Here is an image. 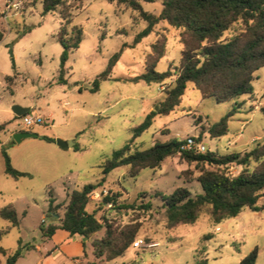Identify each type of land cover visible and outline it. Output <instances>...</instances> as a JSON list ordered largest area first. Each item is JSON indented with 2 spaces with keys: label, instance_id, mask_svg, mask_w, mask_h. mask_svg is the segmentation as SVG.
Here are the masks:
<instances>
[{
  "label": "rangeland",
  "instance_id": "374dc122",
  "mask_svg": "<svg viewBox=\"0 0 264 264\" xmlns=\"http://www.w3.org/2000/svg\"><path fill=\"white\" fill-rule=\"evenodd\" d=\"M6 1L17 3V9L7 12ZM67 5L69 9L75 6L74 0H68ZM141 7L154 16L161 11L158 1L142 3ZM72 13L73 22L69 25L58 12L42 15L41 0H0V125H4L0 134V209L12 205L20 220L19 228L0 240V247L9 255L17 250L19 241L40 243L41 229L58 222L59 218L49 214L51 197L54 205L62 206L57 210L61 217L69 195L97 183L102 177L100 167L127 144L132 151H145L155 143L195 137L203 141L209 152L223 156L243 154L264 141V117L259 112L264 107V67L254 73V95L238 100L244 104L228 120L225 136L213 139L208 129L231 111L234 102L203 100L189 83L180 105L167 116L157 115L151 127L132 141L133 130L151 111L158 110L165 89L175 79L162 84L122 79L145 73L146 57L157 42H166V56L155 71L161 74L178 67L182 51L179 33L166 22L156 25L138 45L123 51L110 79L100 82L99 90L93 93L92 83L106 69L110 57L122 45H131L147 23L140 20L137 12L114 0H83L82 9ZM72 26L82 28L83 39L79 48L69 53L63 76L66 83L59 84L62 49L56 36L60 28L70 31ZM25 30L28 31L24 33ZM230 35L228 32L225 37ZM13 76V83L5 80ZM31 105L50 118L29 132L71 141L81 151L60 149L37 138L15 143L12 135L21 131L22 119L13 115L12 108ZM1 148L6 149L14 169L31 177L15 180L5 175ZM253 167L252 163L250 169ZM241 171L242 167L236 165L226 169L231 176ZM199 175L195 164L186 163L179 155L165 159L159 168L142 170L134 179L126 167L109 173L103 186L92 194L88 211L94 210L98 219L104 217L119 229H135V242L141 244L138 249L132 245L114 261L102 262L195 264L206 259L207 264H240L257 249L255 264H264V212L244 209L236 218L219 225H214L204 212L194 225L167 228L164 200L180 187L187 188L192 197L200 194L202 189L196 182ZM108 192L121 194L116 206L101 205ZM258 205H264V197ZM144 206L148 208L143 209ZM8 226L0 219V230ZM102 235L103 231L90 240ZM97 262L89 249V258L83 264Z\"/></svg>",
  "mask_w": 264,
  "mask_h": 264
},
{
  "label": "trees",
  "instance_id": "16d2710c",
  "mask_svg": "<svg viewBox=\"0 0 264 264\" xmlns=\"http://www.w3.org/2000/svg\"><path fill=\"white\" fill-rule=\"evenodd\" d=\"M67 1L41 0L42 15L58 12L62 21L72 24L74 16L72 12L82 9L83 0H74L75 6H69L70 9ZM114 1L119 6L137 12L140 20L147 23V27L136 35L131 45H122L120 50L110 57L106 69L95 78L90 91L97 92L100 82L110 79L112 70L125 49L135 47L153 32L156 25L166 22L181 38L179 66L169 68L161 74L155 71L157 64L166 56V42H157L151 46V52L146 57L145 73L135 78L122 79L126 82L142 81L146 84H162L170 78L175 79L173 84L165 89L158 110L151 111L144 122L133 130L132 141L151 127L157 115L167 116L180 105L186 85L189 83L195 86L203 100L213 99L217 103L234 102L231 111L208 129V134L213 139L225 136L228 132V120L239 113L244 104V101L238 100L243 96L250 99L254 95L252 89L254 73L264 67V0ZM156 1L161 4L158 16L142 10V3ZM228 32L231 35L225 37ZM1 38L0 36V41ZM82 39L81 27L72 26L70 31H66L65 27L60 28L56 36L62 49L59 84L66 83L63 76L66 74L65 65L69 53L79 48ZM15 78L6 77L5 80L13 83ZM259 112L264 117V107H261ZM3 130L4 125H0V134ZM35 138L55 144V139L46 136L36 135ZM182 143L181 140L155 143L145 151H132L130 144H127L113 152L100 167L101 179L95 184L85 185L82 189L73 191L61 217L57 216V210L62 206L54 205L52 197L49 199V214L59 219L57 223L47 228L43 227L42 236L50 238L55 231L63 230L71 236H80L87 241L103 231V235L91 243L92 257L98 261L96 264H104L103 260L110 262L124 256L135 242L136 230L131 227L119 229L104 217L98 219L94 210L89 212L92 194L103 186L108 174L115 169L126 167L129 176L134 179L142 170L159 168L165 159L175 155H179L188 164L194 163L198 168L200 175L196 182L202 192L192 197L187 188L180 187L164 200L168 229L178 225H194L204 212L214 225L236 218L244 209L264 212V205H258L259 199L264 197V141L255 144L251 150L243 154L223 156L209 151L205 154L181 152ZM72 149L75 152L81 151L78 145H74ZM1 156L5 175L15 180L31 177L30 174L13 168L6 149L1 148ZM252 163L254 167L250 169ZM230 165L242 167L241 173L237 176L228 175L226 169ZM205 166L210 169L206 170ZM120 196V193L108 192L101 200V205L116 206L117 198ZM147 208L148 206H144L143 209ZM0 219L9 223L6 229L0 230V240L12 229L20 226V220L12 205L0 209ZM31 249L32 245L22 247L19 241L17 250L9 255L0 247V264H16L23 253ZM256 258L257 249H254L240 261V264H255ZM195 264H207V260H198Z\"/></svg>",
  "mask_w": 264,
  "mask_h": 264
},
{
  "label": "crops",
  "instance_id": "0c3cea01",
  "mask_svg": "<svg viewBox=\"0 0 264 264\" xmlns=\"http://www.w3.org/2000/svg\"><path fill=\"white\" fill-rule=\"evenodd\" d=\"M29 109L30 113L42 116V109L33 105ZM42 117L49 121L50 115ZM91 243L92 240L84 241L80 236L57 230L50 238L42 236L40 243H21L22 247L32 245L33 249L25 251L16 264H83L89 258V249L92 256ZM2 261L4 263V259Z\"/></svg>",
  "mask_w": 264,
  "mask_h": 264
},
{
  "label": "built area",
  "instance_id": "2783aa9c",
  "mask_svg": "<svg viewBox=\"0 0 264 264\" xmlns=\"http://www.w3.org/2000/svg\"><path fill=\"white\" fill-rule=\"evenodd\" d=\"M18 4L17 3H11V2H5V9L6 11H10L12 9H17ZM22 128L21 131H30L35 126H41L45 125L47 120L43 118L42 116L34 113H29L22 118ZM183 143L180 146L181 152H188V153H194V154H205L208 152V149L206 148L203 141H200L198 138L195 137H187L184 140H182ZM140 242H135L133 244L134 248L138 249L140 247Z\"/></svg>",
  "mask_w": 264,
  "mask_h": 264
},
{
  "label": "water",
  "instance_id": "95a60500",
  "mask_svg": "<svg viewBox=\"0 0 264 264\" xmlns=\"http://www.w3.org/2000/svg\"><path fill=\"white\" fill-rule=\"evenodd\" d=\"M12 113H13V115L15 117L22 118L23 116H25V115L30 113V109L29 108H21L19 106H14L12 108ZM36 135L37 134L31 133V132H28V131H19V132L14 133L12 135V138H13L15 143H20L24 139L35 138ZM55 144L57 145V147H59L61 149L73 148L74 145H75L71 141H63L61 139H56L55 140Z\"/></svg>",
  "mask_w": 264,
  "mask_h": 264
}]
</instances>
